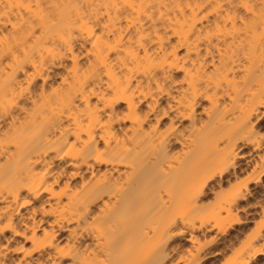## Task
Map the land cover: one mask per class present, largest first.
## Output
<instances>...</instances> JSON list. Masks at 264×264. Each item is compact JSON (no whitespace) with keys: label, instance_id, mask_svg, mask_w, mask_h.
Instances as JSON below:
<instances>
[{"label":"bare ground","instance_id":"6f19581e","mask_svg":"<svg viewBox=\"0 0 264 264\" xmlns=\"http://www.w3.org/2000/svg\"><path fill=\"white\" fill-rule=\"evenodd\" d=\"M250 222L223 264L264 262V0H0V264H214Z\"/></svg>","mask_w":264,"mask_h":264},{"label":"rangeland","instance_id":"374dc122","mask_svg":"<svg viewBox=\"0 0 264 264\" xmlns=\"http://www.w3.org/2000/svg\"><path fill=\"white\" fill-rule=\"evenodd\" d=\"M205 103V102H204ZM245 178L246 176H242L241 177V179L242 178ZM243 178V179H244ZM257 219L259 220L260 219V217H257ZM258 220H256V221H258ZM256 221H254L255 223H256ZM253 225H254V223H248V225L246 226V228H244V230H241L238 234V239H236V240H234L235 241V243H233V247H231V248H228V250H227V252L224 254V255H222V256H220L219 258H218V260H216L215 262H214V264H223L224 262H226V261H230L231 260V257L235 254V252L236 251H238V248L240 249L241 248V246H244L243 244L245 243L244 241H246V240H244V236H246L247 234L246 233H249L248 231H252V229H254L255 227H253ZM255 226V225H254ZM253 227V228H252ZM238 228V227H237ZM235 233H236V231L234 230H231V232H230V234L229 235H225V236H222L225 240L226 239H229V238H234L235 236ZM250 234V233H249ZM244 237V238H243ZM209 238V237H208ZM247 238V237H246ZM245 238V239H246ZM238 240H240V241H238ZM241 240H244L242 243H241ZM240 242V243H239ZM264 242H262V243H260V245H264L263 244ZM190 245V243L189 242H185V241H182V246L181 247H179V249H178V251H174L170 256H168L166 259H165V261L163 260V262H162V264H170L171 262H177L176 261V259L178 260L179 258H178V255L179 256H181L180 254H182V253H184L185 251H186V247H188ZM185 248V249H184ZM188 249V248H187ZM233 251H232V250ZM183 250V251H182ZM185 250V251H184ZM231 250V251H230ZM229 251V252H228ZM227 254V255H226ZM237 254V253H236ZM183 255V254H182ZM227 259V260H226ZM138 261V260H137ZM136 261V262H137ZM135 262V261H134ZM134 262H132V263H134ZM204 262V261H203ZM138 263V262H137ZM263 264H264V262H262ZM261 263V264H262ZM139 264V263H138ZM172 264V263H171Z\"/></svg>","mask_w":264,"mask_h":264}]
</instances>
